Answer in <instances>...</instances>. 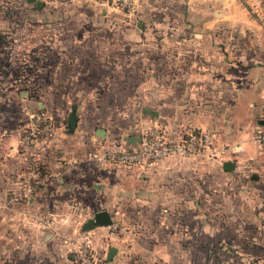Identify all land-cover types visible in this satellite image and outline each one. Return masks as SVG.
<instances>
[{
	"label": "crops",
	"instance_id": "crops-1",
	"mask_svg": "<svg viewBox=\"0 0 264 264\" xmlns=\"http://www.w3.org/2000/svg\"><path fill=\"white\" fill-rule=\"evenodd\" d=\"M24 1L31 3L27 13L38 20L27 23L26 30L30 36L42 32L40 40H26L25 52L40 45L47 62L40 72L64 84L59 94L80 95V100H66L65 113L58 111L61 126L40 150L45 180L30 192L27 173L37 156L19 148L22 129L11 113L0 115V264H77L70 255L78 240L76 227L101 208L118 223L115 234L109 235V225L85 231L103 259L107 248L115 247L108 264H173L174 257L194 253L197 236L257 237L256 230H226L220 218L217 227L209 225L211 219L195 210L197 202L210 203L211 183L237 191V199L212 201L224 207L231 201L251 205L239 193L264 180V145L250 139L264 104V25L248 10L252 0H136L115 22L110 20L114 9L106 3L47 7L43 0L39 6ZM163 47L173 48L172 53L165 54ZM134 76L136 86L118 88L130 97L126 103L138 105L141 125L168 107L173 136L182 127L213 128L216 145L240 149L215 156L171 152L149 167L96 164L93 154L100 147L94 142L106 139L109 130L84 120L91 117L89 107L95 110L96 100L117 88L114 78ZM126 135L136 132L120 140ZM51 145L59 148L57 156ZM226 159L233 162L229 170L222 168ZM72 201L86 212L72 211ZM36 216L62 220V231L38 222L23 225ZM181 264H189L188 259Z\"/></svg>",
	"mask_w": 264,
	"mask_h": 264
},
{
	"label": "rangeland",
	"instance_id": "rangeland-1",
	"mask_svg": "<svg viewBox=\"0 0 264 264\" xmlns=\"http://www.w3.org/2000/svg\"><path fill=\"white\" fill-rule=\"evenodd\" d=\"M43 1L47 7H85L92 3L100 2L97 0H79L76 3H73L72 0L66 3H59L58 1L52 0ZM135 1L136 0H134L132 8H134L136 4ZM30 4L31 3H26L24 0H0V115L8 118L11 113V120L13 121L15 119L20 127V131L22 129L19 135V148L29 157L33 155L39 157L37 158L35 156L36 158L33 160V164L35 163L33 169H35V167L37 169L32 173H27V182L30 184L29 191L27 192H30L33 188H37V186L45 180L43 172L46 168H44V164L41 163L40 150L43 151V149H45L46 142L44 141L48 138H34L28 144L22 142L23 132L32 121V113H34V115L37 112L44 113V115L54 123V134L58 127L61 126L58 125V122L61 121V116H59L58 111H64L62 114L65 113V109L61 110L62 104H65L63 102L66 100H80V95H72V93L69 95L59 94L61 86H64V84H59L57 81L59 80L58 78L48 81L43 73L40 72L42 70L40 61L42 51L40 45L34 46L29 52H25V49L29 48L26 45V40H30V37L40 40L42 36L41 30L33 34H31L30 31L31 36L26 30L25 25H27V23L33 24L38 21L34 20L31 14L27 13L25 7H28ZM167 5L170 4L167 3ZM171 5L175 6L176 3L174 2ZM113 9L114 12L111 14L113 19L110 18L111 22L120 21L123 13L130 12L120 7H113ZM248 10L250 12V4L248 5ZM117 17H119V19H117ZM170 18H172V16H170ZM170 18L169 20H171ZM163 51L165 54H170L173 48L163 47ZM35 54L40 56L35 58ZM23 64H27V69L21 71L22 69L19 68ZM138 79L137 76L128 79L114 78L112 82L117 88H114L113 91L108 94H102L101 98L96 100L100 104L95 110H91L92 108L89 107L90 111L88 114H90L91 117H87V119L84 120L94 125L101 124L99 125L100 127L109 130V135L106 139L96 143L94 142L97 148L111 141H121L119 137L131 131H135L137 135L140 130L147 125L160 127L163 137L168 140L169 143H173V110H171V108L167 107L162 109L160 117L156 120L151 119L147 121V123H142L141 125L139 121L140 114L136 108L138 105H129L126 103V99L130 97H127V92L121 91L118 87L122 88L123 85L127 87L136 86ZM49 82L51 85L50 87L47 86ZM72 86L73 84H69V87ZM133 99H136V97ZM38 102H40L41 105H39ZM255 145L263 146L264 144ZM58 149L57 146L53 148L51 145L52 155L57 156L59 152ZM46 152L47 151H44L43 153L45 154ZM35 178L37 182L34 181ZM210 180L211 182L214 181L212 179ZM236 181H238V179L234 180V182ZM223 187H225V189L211 183V187L207 191V197L210 198V203L208 202L206 206H203L200 202H197L195 210H200V213H202L204 217L211 219L207 222L209 225H215L216 222L215 227H217L219 223L218 218H220L222 219L221 223L227 228L226 230H232L234 228H236V230H242L243 232L256 230L258 232L257 237L249 239L244 238V241L240 239L235 241L234 237L228 236H197L194 238V253L188 255L189 257L186 255H180V258L174 257L173 264H181L184 258L188 259L189 264H264V236H262L260 232L264 230V180H258L255 188L253 187L251 190L247 188L239 193L242 194V199H251V205L249 201V204L240 206L234 201H231V204H226L224 207L217 206L219 204L212 205L213 200L217 201L221 198H238L236 190L233 191L230 186ZM193 196L196 200L201 198L200 193L197 194L195 192ZM37 212H40V210ZM32 218L34 219L31 221H27L28 219L23 221V225L26 226L30 224L28 222H38L46 225L45 228L49 230L52 229L56 231L58 228L59 232L62 231L60 228L62 220L56 221L51 216L48 217L50 221L40 216ZM82 223L83 222H79L76 227L77 231L75 235L78 237L81 231L86 230L82 227ZM210 228L212 227L210 226ZM70 231L71 234H67L69 240H66L72 243L75 240V235L73 234L75 231H73V229ZM77 236L76 238H78ZM62 239L63 237L60 236V241L63 244ZM244 244H246V246H243Z\"/></svg>",
	"mask_w": 264,
	"mask_h": 264
},
{
	"label": "built area",
	"instance_id": "built-area-1",
	"mask_svg": "<svg viewBox=\"0 0 264 264\" xmlns=\"http://www.w3.org/2000/svg\"><path fill=\"white\" fill-rule=\"evenodd\" d=\"M59 3H66L70 0H52ZM106 3L111 7H120L123 10L131 11L134 0H97ZM250 12L264 25V4L262 0H252ZM32 121L25 128L22 142L28 144L32 139L38 137H50L53 134L54 123L42 112L32 113ZM260 122L251 131L250 139L255 144H264V104L260 107ZM139 140L134 143L111 141L101 146L94 154V160L99 165H134L149 167L156 161L165 157L171 152L182 155L207 154L223 155L226 151L240 149L236 145H216L217 130L207 127H182L173 136V143H169L163 137L160 127L147 125L137 134ZM35 169H37L35 167ZM32 172H34V170ZM37 182V179H34ZM69 208L78 213H85V207L80 202L72 201ZM109 235L113 236L118 228L116 221L109 224ZM77 238L76 245L71 249L72 260L77 264H108L92 248L90 236L86 231H81Z\"/></svg>",
	"mask_w": 264,
	"mask_h": 264
},
{
	"label": "water",
	"instance_id": "water-1",
	"mask_svg": "<svg viewBox=\"0 0 264 264\" xmlns=\"http://www.w3.org/2000/svg\"><path fill=\"white\" fill-rule=\"evenodd\" d=\"M28 1H35L36 5H42V0H28ZM39 105H41L40 102H38ZM73 117V112L71 111L69 113V120L71 121V118ZM68 125H70V122L68 123ZM96 133L100 136L104 135V130L101 128L96 129ZM123 139L126 142L129 143H134L137 142L139 140V136L137 135H126L123 137ZM233 167V162L231 160H224L222 161V168L224 170H229ZM111 222V217L109 212L106 209H98L96 211L93 212L92 216L88 217L82 224L83 228L88 229L93 227L94 225H108ZM115 252V247L113 246H109L107 248L106 254H105V258L106 260H110L113 253Z\"/></svg>",
	"mask_w": 264,
	"mask_h": 264
},
{
	"label": "trees",
	"instance_id": "trees-1",
	"mask_svg": "<svg viewBox=\"0 0 264 264\" xmlns=\"http://www.w3.org/2000/svg\"><path fill=\"white\" fill-rule=\"evenodd\" d=\"M37 56L39 57L40 55L35 54V58H37ZM33 57H34V55H33ZM40 57H41V58H40L41 66L44 65V64H47V62L45 61V58H44L43 56H40ZM35 58H34V60H35ZM24 61H28V60H24ZM26 65H27V64H23V65H21L19 69H22L21 71H24L25 69H27V66H26ZM24 67H25V68H24ZM68 115H69V114H68Z\"/></svg>",
	"mask_w": 264,
	"mask_h": 264
}]
</instances>
